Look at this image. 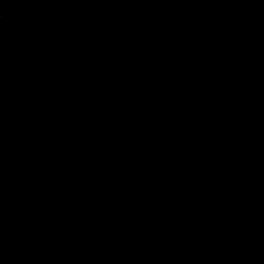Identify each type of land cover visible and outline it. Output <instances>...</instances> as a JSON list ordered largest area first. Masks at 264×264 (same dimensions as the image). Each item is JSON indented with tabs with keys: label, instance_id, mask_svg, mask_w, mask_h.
Returning a JSON list of instances; mask_svg holds the SVG:
<instances>
[{
	"label": "water",
	"instance_id": "95a60500",
	"mask_svg": "<svg viewBox=\"0 0 264 264\" xmlns=\"http://www.w3.org/2000/svg\"><path fill=\"white\" fill-rule=\"evenodd\" d=\"M0 264H264V0H0Z\"/></svg>",
	"mask_w": 264,
	"mask_h": 264
}]
</instances>
